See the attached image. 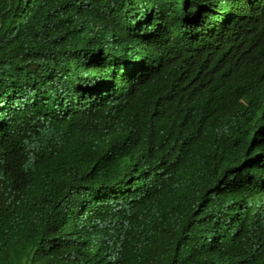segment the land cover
<instances>
[{"label":"trees","instance_id":"1","mask_svg":"<svg viewBox=\"0 0 264 264\" xmlns=\"http://www.w3.org/2000/svg\"><path fill=\"white\" fill-rule=\"evenodd\" d=\"M208 2L0 0V264H264V10Z\"/></svg>","mask_w":264,"mask_h":264},{"label":"clouds","instance_id":"2","mask_svg":"<svg viewBox=\"0 0 264 264\" xmlns=\"http://www.w3.org/2000/svg\"><path fill=\"white\" fill-rule=\"evenodd\" d=\"M162 3L169 2L171 0H161ZM234 3L230 6V0H215V3L208 2L205 5L207 9L201 13V9L195 8L188 12L191 17L201 16V21H196L188 25L192 29L188 30L187 35L189 38L188 42H193L192 44L203 45L207 48L215 47L216 41L211 40L212 37L220 35V27L223 22V17L233 14V11H240L244 15L251 14L252 16H257L264 10V0H233ZM240 4V6H239ZM234 12V13H235ZM163 16V15H162ZM160 17H154V25L162 29V23L164 20H159ZM224 18V19H225ZM166 23L169 18L165 17ZM225 27V26H224ZM194 28V29H193ZM169 31L173 32L174 28L168 27ZM226 29V28H225ZM224 30V29H223Z\"/></svg>","mask_w":264,"mask_h":264},{"label":"rangeland","instance_id":"3","mask_svg":"<svg viewBox=\"0 0 264 264\" xmlns=\"http://www.w3.org/2000/svg\"><path fill=\"white\" fill-rule=\"evenodd\" d=\"M233 3H234V1L233 0H230V6H232ZM239 6H240V4H239Z\"/></svg>","mask_w":264,"mask_h":264}]
</instances>
